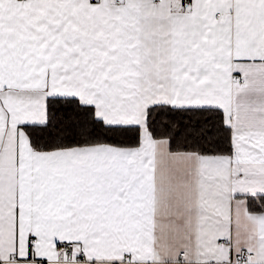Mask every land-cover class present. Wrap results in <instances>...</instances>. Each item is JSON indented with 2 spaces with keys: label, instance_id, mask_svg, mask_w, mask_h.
Returning a JSON list of instances; mask_svg holds the SVG:
<instances>
[{
  "label": "snow or ice",
  "instance_id": "obj_1",
  "mask_svg": "<svg viewBox=\"0 0 264 264\" xmlns=\"http://www.w3.org/2000/svg\"><path fill=\"white\" fill-rule=\"evenodd\" d=\"M0 264H264V0H0Z\"/></svg>",
  "mask_w": 264,
  "mask_h": 264
}]
</instances>
